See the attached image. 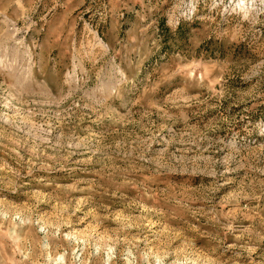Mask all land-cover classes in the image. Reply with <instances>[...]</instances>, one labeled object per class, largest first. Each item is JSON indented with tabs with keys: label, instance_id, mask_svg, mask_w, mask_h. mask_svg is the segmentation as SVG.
I'll use <instances>...</instances> for the list:
<instances>
[{
	"label": "rangeland",
	"instance_id": "1",
	"mask_svg": "<svg viewBox=\"0 0 264 264\" xmlns=\"http://www.w3.org/2000/svg\"><path fill=\"white\" fill-rule=\"evenodd\" d=\"M0 264H264V0H0Z\"/></svg>",
	"mask_w": 264,
	"mask_h": 264
},
{
	"label": "trees",
	"instance_id": "2",
	"mask_svg": "<svg viewBox=\"0 0 264 264\" xmlns=\"http://www.w3.org/2000/svg\"><path fill=\"white\" fill-rule=\"evenodd\" d=\"M161 24H162L161 26L164 27L163 29H165V31H166L167 33H170V30L165 26V23H164L163 20L161 21ZM177 32H179V30H178ZM169 38L172 39V35H171V34L169 35Z\"/></svg>",
	"mask_w": 264,
	"mask_h": 264
}]
</instances>
